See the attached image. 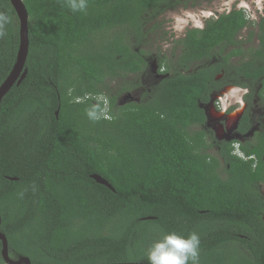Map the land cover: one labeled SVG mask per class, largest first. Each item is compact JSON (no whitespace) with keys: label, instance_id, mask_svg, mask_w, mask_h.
Returning a JSON list of instances; mask_svg holds the SVG:
<instances>
[{"label":"trees","instance_id":"16d2710c","mask_svg":"<svg viewBox=\"0 0 264 264\" xmlns=\"http://www.w3.org/2000/svg\"><path fill=\"white\" fill-rule=\"evenodd\" d=\"M22 1L27 74L0 103V231L9 257L264 264V128L245 142L212 135L213 144L205 130H192L207 123L205 107L230 86L259 82L245 100L256 98L264 113V13L255 23L232 9L188 30L175 42L174 64L197 69L117 104L111 84L147 66V26L187 0ZM18 47L16 13L0 0V85ZM164 65L161 58L168 74ZM251 120L247 108L235 132L244 137Z\"/></svg>","mask_w":264,"mask_h":264},{"label":"rangeland","instance_id":"374dc122","mask_svg":"<svg viewBox=\"0 0 264 264\" xmlns=\"http://www.w3.org/2000/svg\"><path fill=\"white\" fill-rule=\"evenodd\" d=\"M232 9H244L246 16L257 23L261 14L264 13V0H187L185 7L169 10L158 18V20L146 28V36L142 49L147 55V66L138 75H130L124 79H119L111 84V95L116 96L117 104L128 101H138L145 93L154 91L156 85L166 76L176 73H192L198 64L192 65L187 71H182L174 64L175 56L180 53V47L175 42L184 37L186 32L194 28H203L206 20L216 17V15L227 13ZM256 32L255 28H252ZM248 36V30H243L239 40L244 41ZM257 41L253 40L249 46L256 47ZM165 58L164 70L159 68V60ZM234 62L238 59L233 60ZM250 89L230 86L225 88L218 95L214 96L208 105L207 123L201 128L192 130H205L208 141L213 144L212 135L218 140H237L239 142L250 141L253 133L264 128V113L258 100L251 99L247 104L245 97L251 89L259 87V82L249 84ZM130 89L129 92H120L123 87ZM249 109L251 112V124L249 132L244 136L238 135L235 130L238 120L243 111ZM217 149L211 148L209 153L216 156ZM259 190L264 199V184ZM149 255V254H147ZM129 263H135L131 258ZM138 263H145L148 258L139 260ZM147 264H166L157 259H152Z\"/></svg>","mask_w":264,"mask_h":264},{"label":"water","instance_id":"95a60500","mask_svg":"<svg viewBox=\"0 0 264 264\" xmlns=\"http://www.w3.org/2000/svg\"><path fill=\"white\" fill-rule=\"evenodd\" d=\"M12 8L14 9L18 22H19V47L16 55V61L13 65L9 75L0 85V103L6 94L11 90V88L16 85L19 86L21 82L25 79L27 71L24 68L28 49H29V40H28V13L23 4L22 0H9ZM55 115H58L56 111ZM91 178L98 184L103 185L110 190H113L110 184L100 177L99 175H91ZM14 180V179H11ZM152 218H145L144 220H150ZM1 225V219H0ZM0 243H1V257L6 264H30L28 258L18 257L17 259H11L8 254V243L5 236L0 231ZM126 264H147V263H126Z\"/></svg>","mask_w":264,"mask_h":264},{"label":"flooded vegetation","instance_id":"af4514ba","mask_svg":"<svg viewBox=\"0 0 264 264\" xmlns=\"http://www.w3.org/2000/svg\"><path fill=\"white\" fill-rule=\"evenodd\" d=\"M120 104H122V103H120ZM207 107H208V106H207ZM207 107H205V111H206ZM243 112H244V111H243ZM242 114H243V113H242ZM206 115H207V112H206ZM241 116H242V115H241ZM241 116H240V117H241ZM239 119H240V118H239ZM207 120H208V117H207ZM238 121H239V120H238ZM236 127H237V126H236ZM214 137H215V136H214ZM216 139H217V138H216ZM217 140H218V139H217ZM218 172H220V175H221V176L224 175V173H223V171L221 170V168L219 169ZM262 184H263V183H262ZM260 185H261V184H259L258 187H260Z\"/></svg>","mask_w":264,"mask_h":264},{"label":"built area","instance_id":"2783aa9c","mask_svg":"<svg viewBox=\"0 0 264 264\" xmlns=\"http://www.w3.org/2000/svg\"><path fill=\"white\" fill-rule=\"evenodd\" d=\"M244 10V9H243ZM263 14H261L260 16H262ZM248 18V17H247ZM248 20H250L249 18H248ZM250 21H253V20H250Z\"/></svg>","mask_w":264,"mask_h":264}]
</instances>
